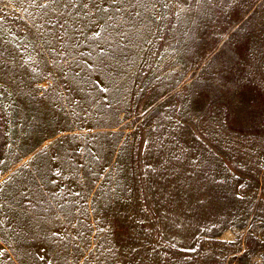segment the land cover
<instances>
[{
    "label": "rangeland",
    "instance_id": "374dc122",
    "mask_svg": "<svg viewBox=\"0 0 264 264\" xmlns=\"http://www.w3.org/2000/svg\"><path fill=\"white\" fill-rule=\"evenodd\" d=\"M0 264H264V0H0Z\"/></svg>",
    "mask_w": 264,
    "mask_h": 264
}]
</instances>
